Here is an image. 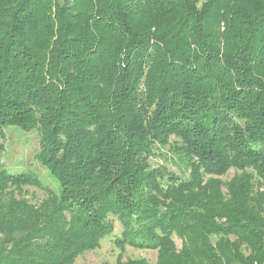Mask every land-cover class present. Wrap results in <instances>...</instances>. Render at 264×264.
I'll return each instance as SVG.
<instances>
[{"label": "trees", "instance_id": "1", "mask_svg": "<svg viewBox=\"0 0 264 264\" xmlns=\"http://www.w3.org/2000/svg\"><path fill=\"white\" fill-rule=\"evenodd\" d=\"M10 128L58 186L8 172ZM115 220L156 264H264V0H0V264H73Z\"/></svg>", "mask_w": 264, "mask_h": 264}, {"label": "rangeland", "instance_id": "2", "mask_svg": "<svg viewBox=\"0 0 264 264\" xmlns=\"http://www.w3.org/2000/svg\"><path fill=\"white\" fill-rule=\"evenodd\" d=\"M11 130L14 128H10ZM17 132H6V137L2 139L4 147L1 153L2 162L4 163L8 172L13 174L31 173L40 178L44 183L54 184L53 178L49 172L36 159L35 155L39 150V139L34 132H24L19 129H14ZM170 160L166 161L162 157H157L152 160V166H166L169 171L175 172L178 176L187 178L189 170L184 169L183 164L176 156L167 154ZM234 176L231 171L226 176L220 178L224 182H228ZM26 197L34 202H39L45 196V193L36 188H27ZM115 229L112 234L101 241L98 249L87 252L81 255L73 264H118L119 258L122 256L123 260L129 259H146L149 264L157 263V252L154 251H140L126 247L124 251L118 248L115 244L116 239L122 238L124 228L118 221H114ZM177 246L181 247V240L174 236Z\"/></svg>", "mask_w": 264, "mask_h": 264}]
</instances>
